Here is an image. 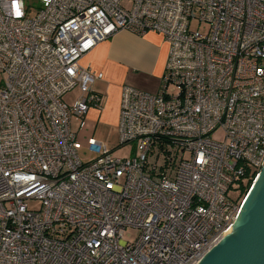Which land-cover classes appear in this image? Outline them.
I'll list each match as a JSON object with an SVG mask.
<instances>
[{
	"label": "built area",
	"instance_id": "2783aa9c",
	"mask_svg": "<svg viewBox=\"0 0 264 264\" xmlns=\"http://www.w3.org/2000/svg\"><path fill=\"white\" fill-rule=\"evenodd\" d=\"M36 1L0 0V264H198L264 163V0ZM123 30L166 44L160 87L122 88L130 157L92 137L83 163L71 121L102 75L81 60Z\"/></svg>",
	"mask_w": 264,
	"mask_h": 264
},
{
	"label": "crops",
	"instance_id": "0c3cea01",
	"mask_svg": "<svg viewBox=\"0 0 264 264\" xmlns=\"http://www.w3.org/2000/svg\"><path fill=\"white\" fill-rule=\"evenodd\" d=\"M166 58L167 46L156 33L139 36L123 30L97 44L81 64L90 67L94 74L102 75L92 85V89L102 96V104L99 110L90 109L81 124L92 123L94 129L108 126L117 134L122 88L128 85L156 93ZM106 145L109 148V143ZM115 150L111 149L112 152Z\"/></svg>",
	"mask_w": 264,
	"mask_h": 264
},
{
	"label": "water",
	"instance_id": "95a60500",
	"mask_svg": "<svg viewBox=\"0 0 264 264\" xmlns=\"http://www.w3.org/2000/svg\"><path fill=\"white\" fill-rule=\"evenodd\" d=\"M198 264H264V163L235 224Z\"/></svg>",
	"mask_w": 264,
	"mask_h": 264
},
{
	"label": "rangeland",
	"instance_id": "374dc122",
	"mask_svg": "<svg viewBox=\"0 0 264 264\" xmlns=\"http://www.w3.org/2000/svg\"><path fill=\"white\" fill-rule=\"evenodd\" d=\"M26 5L33 7V9H31L32 10L31 13L33 14L35 11L34 8H36L37 6V1L36 0H26ZM121 5L127 9H130L132 6V1L131 0H121ZM194 27H195V24L192 23L191 28H194ZM4 81H5V75L0 72V85H2ZM170 91H174L176 93L178 90L177 88L171 87ZM79 96H80V90L79 88L76 87L72 91L68 92L63 97V100L67 104L71 105L74 103V101L78 99ZM100 120H102V118H100ZM71 131L76 135L75 149H76V152H77V155L80 161L83 163L94 159L98 155L97 152H92L90 150L89 140L92 137L98 138L101 142L105 144L109 143L110 149L116 148V150L113 151L112 153V156L114 157H117V158L130 157L133 153L132 143H127L124 146L117 148L119 145L118 135L115 132L113 133V130L108 126L102 125L94 129V125L92 123H87L86 125H84V122H82L81 124L80 119L72 118ZM213 138L222 140L223 134L219 132L215 134ZM163 162H164V157H160L157 161V164L160 166L163 164ZM28 206L30 208H37L39 205L37 201H28ZM123 236H124L123 237L124 241L128 243H133L139 236V231L135 228H128L125 231Z\"/></svg>",
	"mask_w": 264,
	"mask_h": 264
},
{
	"label": "trees",
	"instance_id": "16d2710c",
	"mask_svg": "<svg viewBox=\"0 0 264 264\" xmlns=\"http://www.w3.org/2000/svg\"><path fill=\"white\" fill-rule=\"evenodd\" d=\"M251 184V181H248L247 185H244V183L240 184L241 194H245L246 190L248 189L249 185Z\"/></svg>",
	"mask_w": 264,
	"mask_h": 264
}]
</instances>
